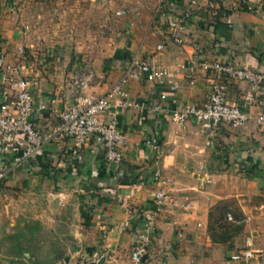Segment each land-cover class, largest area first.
<instances>
[{
  "label": "crops",
  "instance_id": "crops-1",
  "mask_svg": "<svg viewBox=\"0 0 264 264\" xmlns=\"http://www.w3.org/2000/svg\"><path fill=\"white\" fill-rule=\"evenodd\" d=\"M178 1L190 16L181 44L168 42L161 0H61L57 10L67 25L58 36L53 32L45 51L35 44L27 49L23 40L44 36L33 22L44 18L47 2L2 4L17 12L2 10L0 53L22 65L34 103L45 105L36 107L33 122L51 139L27 161L20 137L0 144L7 173L0 184V264H133L149 222L144 264H264V86L253 90L247 82L225 80L226 102L244 109L248 120L238 128L205 129L166 115L206 103L213 81L204 71L197 70L193 84L185 72L178 75L176 91L129 79L128 98L139 108H121L122 99H113L117 127L126 135L118 165H105L94 139L78 145L52 132L75 93L104 96L141 62L172 68L220 59L264 73V0ZM89 28H106L100 45L88 51L70 45L69 38L88 36ZM162 42L167 47L158 51ZM74 77L86 86L75 89ZM4 92L0 78V103ZM161 93L167 94L163 100ZM157 102L165 112L153 108ZM160 191L165 199L156 206ZM248 240L257 258L232 260Z\"/></svg>",
  "mask_w": 264,
  "mask_h": 264
},
{
  "label": "built area",
  "instance_id": "built-area-1",
  "mask_svg": "<svg viewBox=\"0 0 264 264\" xmlns=\"http://www.w3.org/2000/svg\"><path fill=\"white\" fill-rule=\"evenodd\" d=\"M197 0H191L195 4ZM208 1V0H204ZM223 1V0H212ZM164 9H159L161 18L164 19L168 29V42L181 44V34L189 21V14L184 12L178 0H161ZM250 9H252L250 7ZM117 12V15L122 14ZM217 16V11H213ZM167 47L166 42L157 45L156 49L162 51ZM22 49L20 48V54ZM197 70H202L207 76L212 77L213 84L207 96L206 103L199 107L195 105H184L173 111H166L169 119L182 125L188 121L200 123L205 129H214L226 123L232 127H241L247 120L248 115L239 106L230 105L225 99V80L247 82L251 89L259 90L264 86V73L251 68L238 67L227 60H200L187 65H176L172 68L165 66H154L149 62H141L130 67L123 78H121L104 96L95 97L75 93L73 102L60 113V123L52 131L53 133L67 136L78 145L84 144L89 139H94L103 149V160L105 165H118L123 156L120 150L126 141V135L121 132L115 121L116 106L113 99H122L121 108H139L136 103L128 98L126 85L129 79L144 78L168 87L170 91L179 88L177 76L186 73L190 84H193ZM0 78L7 87V92L2 95L0 103V144L12 143L19 137L22 139L24 148L21 159L27 161L32 159L51 139V133H46L35 126L33 115L38 108H45L44 103L35 104L31 95L30 83L22 76V65L11 64L4 54L0 53ZM75 89L86 86L85 79L72 78ZM166 93L159 95V100L165 99ZM37 107V108H36ZM156 111L165 112L159 102L153 104ZM106 117V118H104ZM263 118H260L262 120ZM147 143H151L150 140ZM20 159H16L19 162ZM6 170L0 166V184L6 179ZM154 177L160 179V172H155ZM165 199L163 191L156 192L154 203L159 206ZM228 220H231L227 217ZM153 232V225L149 222L138 236V249L133 251V264H140L142 254L149 242V235ZM258 252L251 249L250 240L247 248L234 254L232 260L251 261L257 258ZM70 264V263H68ZM75 264H87L78 261Z\"/></svg>",
  "mask_w": 264,
  "mask_h": 264
},
{
  "label": "rangeland",
  "instance_id": "rangeland-1",
  "mask_svg": "<svg viewBox=\"0 0 264 264\" xmlns=\"http://www.w3.org/2000/svg\"><path fill=\"white\" fill-rule=\"evenodd\" d=\"M0 1H1L0 15L2 14V10H6V13H14V12L16 13L17 12V9L12 8V6L9 5L7 2H6V5L3 6L2 4H5V0H0ZM44 1L47 2V5L46 7H44V10H41L42 16L44 18H41L40 20L33 22V28L35 30L37 29L40 30L44 36L39 37L33 34V35L28 36L27 39L25 37L23 40L24 42L23 44L25 45L27 49H30V45L35 44L34 47L38 48L37 46H39L41 49L40 51H45L47 48L53 45L52 42H53V39L55 38V37H52L53 32L56 30L55 34L58 36L60 34L59 30L61 29V27L67 25L65 24L66 22L65 17L60 16V11L57 10L63 7V2H61V0H44ZM56 11L59 15L56 16L55 18ZM119 25L120 23L118 21H115L114 26L119 27ZM73 27L74 26L72 25L71 28ZM103 29H105L106 31V28H103ZM102 30L101 28H99L98 30L96 29L90 30L89 28L88 36L86 35V33H84V34H80L76 38H73V39L69 38V43L73 47H83L84 51H88L93 47L94 44L96 45L101 44L102 39L106 36L105 31H102ZM75 42H78V43H75Z\"/></svg>",
  "mask_w": 264,
  "mask_h": 264
},
{
  "label": "water",
  "instance_id": "water-1",
  "mask_svg": "<svg viewBox=\"0 0 264 264\" xmlns=\"http://www.w3.org/2000/svg\"><path fill=\"white\" fill-rule=\"evenodd\" d=\"M146 258H147V255H143V256L141 257L140 264H144V263H145V260H146ZM100 263H101V262H100ZM97 264H99V262H98Z\"/></svg>",
  "mask_w": 264,
  "mask_h": 264
},
{
  "label": "trees",
  "instance_id": "trees-1",
  "mask_svg": "<svg viewBox=\"0 0 264 264\" xmlns=\"http://www.w3.org/2000/svg\"><path fill=\"white\" fill-rule=\"evenodd\" d=\"M0 5H1V1H0ZM1 11V10H0Z\"/></svg>",
  "mask_w": 264,
  "mask_h": 264
}]
</instances>
